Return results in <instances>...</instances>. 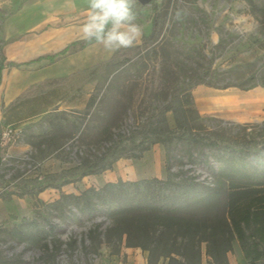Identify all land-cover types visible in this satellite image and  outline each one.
Here are the masks:
<instances>
[{
    "label": "rangeland",
    "instance_id": "obj_1",
    "mask_svg": "<svg viewBox=\"0 0 264 264\" xmlns=\"http://www.w3.org/2000/svg\"><path fill=\"white\" fill-rule=\"evenodd\" d=\"M50 1L0 0V87L5 71L18 65L6 59V42L50 27L81 26L87 0H60L70 4V11L57 12L51 23L37 25ZM132 10L141 34L130 47L149 37L154 27L156 40L150 47L155 45L157 52L143 50V58L124 64L105 60L37 84L29 94L55 88L46 97L50 106L15 124L18 137L0 145V227L10 228L21 218L37 214L55 227L45 246L44 242L30 246L0 232V264H167L163 258L149 262L147 250L118 242L110 231L113 221L107 208L97 206L87 214L57 203L61 192L79 194L119 178L176 179L195 174L204 179L208 178L205 159L219 165L213 159L214 148L189 145L186 138L175 135L151 144L140 158L119 157L111 169L90 173L150 142L146 133L132 130L139 126L135 109L147 71L159 58L175 65L178 84L191 77L202 81L192 88L193 102L217 144L264 143V0H150L145 4L134 0ZM227 83L232 85L221 88ZM163 102L160 97L152 109ZM166 119L174 128L171 111ZM4 128L0 123V131ZM46 132L50 136L45 143L30 139ZM109 147L105 158L94 163ZM200 250V264H216L205 254L204 243ZM222 264H248L236 239Z\"/></svg>",
    "mask_w": 264,
    "mask_h": 264
},
{
    "label": "trees",
    "instance_id": "obj_2",
    "mask_svg": "<svg viewBox=\"0 0 264 264\" xmlns=\"http://www.w3.org/2000/svg\"><path fill=\"white\" fill-rule=\"evenodd\" d=\"M154 32L153 27L150 36L142 37L134 47L117 48L107 61L124 64L136 57L143 58L140 53L143 50L157 52L155 45L150 47L156 40ZM94 42L75 40L45 58L53 61ZM174 66L163 58L157 59L147 71L137 102L135 115L139 126L132 131L146 133L150 142L139 150L129 149L90 173L111 169L112 162L119 157L140 158L151 144L167 142L176 135L186 138L189 145L214 148L213 159L219 165L215 167L207 159L203 161L208 178L198 179L195 174H183L176 179L171 176L163 179L119 178L99 187L89 186L79 194L61 192L57 203L70 204L87 214L94 212L97 206L107 208V217L113 221L110 231L115 233L118 242L124 240L125 246L147 250L149 262L163 258L168 260L167 264H200V245L204 243L205 254L216 264H222L231 250V242L236 239L244 259L248 264H255L264 260V143L251 147L245 140L235 145L217 144L212 133L203 127L193 102L192 88L202 81L191 77L178 84ZM57 79L61 78L49 81ZM36 85L29 86L3 108L1 124L17 127L15 124L39 114L50 105L46 97L55 88L29 94ZM231 85L227 83L221 88ZM160 97L164 102L153 110L152 103ZM168 111L173 115L174 128L168 126ZM49 136L46 132L30 139L45 143ZM110 149L95 157L94 163L104 159ZM0 232L30 246L43 242L45 246L55 227L37 214L21 218L10 228L0 227Z\"/></svg>",
    "mask_w": 264,
    "mask_h": 264
},
{
    "label": "crops",
    "instance_id": "obj_3",
    "mask_svg": "<svg viewBox=\"0 0 264 264\" xmlns=\"http://www.w3.org/2000/svg\"><path fill=\"white\" fill-rule=\"evenodd\" d=\"M59 1L52 0L47 4L46 16L37 25L51 23V19L55 18L57 12L70 11V4ZM54 6L61 8L53 9ZM80 28L81 26L75 29L58 30V28L50 27L39 34L28 33L27 37L17 38L5 44L6 59L18 65L7 69L3 75L0 87V123L3 108L29 86L46 80L71 76L112 56L116 49L108 50L94 42L74 53L54 58L53 61L45 58L59 52L69 43L82 39ZM2 206L0 201V216Z\"/></svg>",
    "mask_w": 264,
    "mask_h": 264
},
{
    "label": "clouds",
    "instance_id": "obj_4",
    "mask_svg": "<svg viewBox=\"0 0 264 264\" xmlns=\"http://www.w3.org/2000/svg\"><path fill=\"white\" fill-rule=\"evenodd\" d=\"M87 4L80 28L84 40L115 50L131 46L140 36L141 29L134 22V0H87Z\"/></svg>",
    "mask_w": 264,
    "mask_h": 264
},
{
    "label": "built area",
    "instance_id": "obj_5",
    "mask_svg": "<svg viewBox=\"0 0 264 264\" xmlns=\"http://www.w3.org/2000/svg\"><path fill=\"white\" fill-rule=\"evenodd\" d=\"M20 130L18 127L7 126L0 134V145L5 146L10 141L18 137Z\"/></svg>",
    "mask_w": 264,
    "mask_h": 264
},
{
    "label": "water",
    "instance_id": "obj_6",
    "mask_svg": "<svg viewBox=\"0 0 264 264\" xmlns=\"http://www.w3.org/2000/svg\"><path fill=\"white\" fill-rule=\"evenodd\" d=\"M150 0H138V2L140 3V4H145V3H147V2H149Z\"/></svg>",
    "mask_w": 264,
    "mask_h": 264
}]
</instances>
